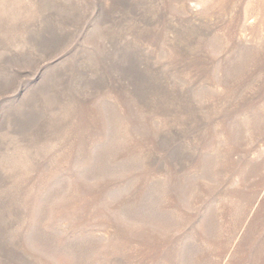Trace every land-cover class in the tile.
<instances>
[{
	"label": "rangeland",
	"instance_id": "374dc122",
	"mask_svg": "<svg viewBox=\"0 0 264 264\" xmlns=\"http://www.w3.org/2000/svg\"><path fill=\"white\" fill-rule=\"evenodd\" d=\"M0 264H264V0H0Z\"/></svg>",
	"mask_w": 264,
	"mask_h": 264
}]
</instances>
